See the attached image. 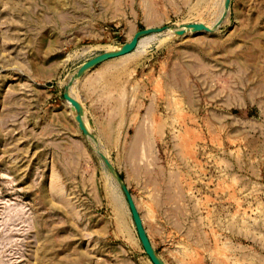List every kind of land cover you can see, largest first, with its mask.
I'll return each instance as SVG.
<instances>
[{
    "label": "rangeland",
    "instance_id": "1",
    "mask_svg": "<svg viewBox=\"0 0 264 264\" xmlns=\"http://www.w3.org/2000/svg\"><path fill=\"white\" fill-rule=\"evenodd\" d=\"M224 1L0 0V264H153L108 163L164 263L264 264V0Z\"/></svg>",
    "mask_w": 264,
    "mask_h": 264
},
{
    "label": "water",
    "instance_id": "2",
    "mask_svg": "<svg viewBox=\"0 0 264 264\" xmlns=\"http://www.w3.org/2000/svg\"><path fill=\"white\" fill-rule=\"evenodd\" d=\"M231 4V0H225L224 1V13L222 15V17L220 18V20L218 21V24H220V22L222 21L223 17L226 15L227 9L230 7ZM217 24V25H218ZM167 27H157V28H153V27H149V28H145L143 30H140L139 32H137L133 38L127 42L124 43L122 45H120L116 50H108L106 52H103L101 54H99L98 56L86 61L80 68V70L75 74V76L73 77L72 82L74 81V79L81 77L84 75V73L91 67L98 65L102 62H105L109 59L112 58H116V57H120V56H124L128 53H131L134 51V49L137 47L139 40L146 35H150V34H155V33H161L163 32ZM186 28L190 29V31L193 32H197V31H212L213 28H210L209 26L202 24V23H192V24H188L182 28H179L176 30L177 34H184L186 33ZM64 97L65 99H67L71 105H72V110L77 112V121L82 129V131L90 136H93V133L89 130L86 121L84 120L83 117V108L82 105L80 103V101L72 96L68 91H66L64 93ZM108 167L111 170V172L113 173V175L116 177V179L120 182L124 193L126 195L131 213H132V217L134 220V223L136 225V229L139 235V238L141 240L142 246L145 250V252L147 253V255L149 256L150 260L152 261L153 264H166L163 262L161 256L159 255V253L156 251L154 245L152 244L150 237L147 233V230L144 226V222L142 219V216L138 210V207L136 205V202L131 194V192L128 190V188L123 184L121 178L117 175V173L115 172V170L113 169V167L108 163Z\"/></svg>",
    "mask_w": 264,
    "mask_h": 264
},
{
    "label": "bare ground",
    "instance_id": "3",
    "mask_svg": "<svg viewBox=\"0 0 264 264\" xmlns=\"http://www.w3.org/2000/svg\"><path fill=\"white\" fill-rule=\"evenodd\" d=\"M217 23H218V22H217ZM202 24H203V23H202ZM214 26H215V25L211 26L210 28H213ZM183 27H184V26H183ZM186 30H188V28H186ZM173 32H174V31H173ZM146 36H147V35H146ZM146 36H145V37H146ZM143 37H144V36H143ZM143 37H142V38H143ZM145 37H144V38H145ZM144 38H143V39H144ZM143 42L145 43V41H143ZM140 43L142 44L141 40H139V42H138V45H139V46H140ZM144 43H143V44H144ZM138 45H137V47H138ZM137 47H136V48H137ZM136 48H135V49H136ZM116 49H117V48H115L114 50H116ZM135 49H134V50H135ZM129 54H130V53H128V54H126V55H124V56L116 57V58H122V57H125V56L129 55ZM116 58H112V59H116ZM112 59H109V60H112ZM109 60H107V61H109ZM105 62H106V61H105ZM67 90H68V89H67ZM66 100H67V99H66ZM67 104H69V106H72L71 103H70L68 100H67ZM74 112H75L76 115H77V112H76V111H74ZM83 117H84V120L86 121V124H87V126H88L87 120H86L85 115H84V111H83ZM88 128H89V126H88ZM89 130H90V128H89ZM90 131H91V130H90ZM136 205H137V204H136ZM138 210H139V209H138ZM142 219H143V218H142ZM143 222H144V221H143ZM5 264H6V263H5Z\"/></svg>",
    "mask_w": 264,
    "mask_h": 264
}]
</instances>
